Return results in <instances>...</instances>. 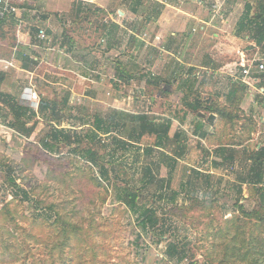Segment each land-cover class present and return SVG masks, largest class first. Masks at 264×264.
I'll return each instance as SVG.
<instances>
[{
	"label": "rangeland",
	"instance_id": "obj_1",
	"mask_svg": "<svg viewBox=\"0 0 264 264\" xmlns=\"http://www.w3.org/2000/svg\"><path fill=\"white\" fill-rule=\"evenodd\" d=\"M254 1L251 0L256 7ZM211 6L215 10L219 9L223 19L229 17L231 22L230 25L222 24L219 14L216 17L218 26L207 32L210 40L216 39L213 37V33H219L218 40L220 42L209 44V47L216 45V48H219L220 57L215 61L219 75L213 77L206 74L205 77H208L209 81L203 89L195 91L196 84L200 81V74L204 72L200 68L204 48L199 45L198 36L194 35L191 40L192 45L189 46H194V51L190 49L189 57H184L181 54V58L192 65L184 66L182 73H195L191 80L194 95L190 94L185 98L179 91L178 82L183 79L174 82L169 95L162 92L164 89L162 86L156 88L146 85L147 72L152 67L155 72H158L163 61L158 62V66L152 64L149 67L147 61L141 58L138 70L144 78L142 77L140 83L135 81L133 84H126L124 81V86L115 92L113 84L112 86L106 85L107 90L104 87L107 79L100 80L97 88L94 84L96 89L91 90L92 97L90 99L88 97H78L81 100L72 98L68 104L70 107L68 115L70 114L72 118L70 120L64 118L61 124L66 128H69L71 124L75 125L76 131L82 135L87 128L80 126L83 123L81 120L91 124L95 112L100 111L105 114L111 109H117L123 113L152 115L156 120L170 119L169 134L171 136L176 131H184L187 134V142L182 148L184 152L180 155H177L178 150L176 153H171L177 164L172 167L171 165L167 166L166 162H161L159 169V177H163L166 183L170 182L173 188H178L184 166L197 167L212 173L211 187H204V192H208L205 198L206 202H201L200 199L205 196H201L203 190L199 189L198 201L188 199L184 202V206L178 210H175L176 207H167V210L176 215L175 226L179 229L176 239L180 243H188L185 246L187 254L184 261L178 263L175 258L165 255V247L172 240L167 237L168 235L164 237L167 239L161 244H155V239L150 234L142 235L140 240L137 239L140 230L135 218L125 207L114 202L113 196L103 184H97L92 180L93 169L79 159L78 151L85 147L83 143L78 149H74L72 144L73 146L62 148L61 154H49L38 145L39 139L46 134L48 126L39 122L28 140L19 138L6 126L4 112L0 110V187H2L0 191V252L5 253V257L0 255V264H23L22 258L25 252L22 249L28 243L35 245V252L38 253L42 264H65V260L70 258L68 263L72 261L71 264H128L129 262L135 264H187L189 261L194 264H218L219 261L223 264H252L253 255L248 259L243 258L246 244L243 238L256 237L257 233L263 236L264 229L245 219L244 225L241 227L243 233L234 239V230L230 228L231 223H226L225 219L230 218L231 213L238 208L234 207L236 200L234 188L237 183L234 180L238 168L248 157V152L264 145V91L259 80L252 82L243 79L241 67L238 64L239 53L243 52L246 61L253 62V75L256 73L255 66L259 63L264 64V43L256 46L248 38V30L243 33V35L246 34L245 37L234 33L238 21L236 18L240 17L244 9L243 0H238L236 6L238 10L232 16H229L227 11L230 9L228 0L221 3L220 8H217L215 3H212ZM35 31L32 32L33 36H36ZM192 34H196V32ZM46 40L48 38L43 41ZM228 48L234 49L232 50L233 54L227 51ZM48 58H51L50 54ZM47 67L50 68L44 63L38 69L40 75H34L31 78L39 100L42 97L61 99L68 92L67 88L62 85L66 86L69 83L73 85L76 79L80 81L79 85L87 83L83 79L79 80L78 76H66L67 72H63L64 75L59 77L62 78L60 83L62 85L53 84L51 72L42 69ZM237 79L240 80L238 91L233 101L227 104L225 96L232 81ZM27 82L29 79L23 74L19 84L20 89ZM209 87H213L212 92L216 93L214 95L216 100L221 105H226L225 107L234 117L232 121L231 119L228 121V119L218 118L212 112L208 113V110L201 109L202 122L207 120L206 117L211 113L215 115V119L213 120L214 127L212 130L210 128L213 136L199 139L191 133L193 125L197 122V114L187 107L186 102H190L195 98V95L203 96L212 93L208 90ZM85 88L89 89L88 86ZM165 96L166 100H164ZM115 98L118 101H115ZM128 134L129 127L123 128L119 135L127 137ZM103 138L106 143L110 144V137L103 136ZM153 140L154 138L151 136L144 137L140 140V144L152 143ZM219 140L224 145H233L235 148L236 160L232 166L213 164L214 161H220L212 154ZM229 142L235 144H229ZM112 146H114L113 143L106 151H100L99 155H102L105 161L109 159L108 151L112 150ZM206 151L210 153L207 154ZM116 156L120 158L121 165L124 168L127 167L129 176L136 180L139 179V174L133 176L134 171L131 168L133 165L134 168L142 167L143 156H138L133 150L124 151L122 149L117 151ZM153 160L158 161V157H153ZM1 165L8 168H2ZM109 165L111 164H107V166ZM115 166L117 168V165ZM9 177L15 179L19 188L24 189L34 203L36 200L39 201L40 209L35 210V214L39 215L37 218L39 220H35L33 215L31 216L32 208L27 205V202L20 201L22 196L19 193L20 190L8 184ZM121 180L124 182L123 179ZM242 189L239 203L247 211L257 210L254 202L249 199L250 195L254 193L253 189L246 185H243ZM150 191L157 193L156 191L159 189L155 186ZM182 198L181 194L178 197L179 203L182 202ZM4 202L8 203L5 210L2 206ZM49 206H53L55 211L64 216L62 224L54 223L53 213L47 210ZM236 215L243 221L244 218L240 214ZM44 219L47 221H43ZM64 224L65 227H63ZM67 224L81 225L79 234H72L68 241H66V231H69ZM89 226V232L85 234V228ZM232 251L234 254H231ZM50 256L54 257L53 263L50 262Z\"/></svg>",
	"mask_w": 264,
	"mask_h": 264
},
{
	"label": "trees",
	"instance_id": "obj_2",
	"mask_svg": "<svg viewBox=\"0 0 264 264\" xmlns=\"http://www.w3.org/2000/svg\"><path fill=\"white\" fill-rule=\"evenodd\" d=\"M243 1L244 9L238 18L234 33L241 37L248 30V38L256 46H259L264 43V0H253L256 3V7L251 0ZM132 2L134 5L138 4L137 0H132ZM136 12L138 13L139 10L136 9ZM245 36L246 34L243 35V37ZM172 64L173 62L170 66ZM22 65L24 68L29 67V65L24 63ZM179 72V69H174L167 77L145 76L146 84L156 88L160 87V82L173 84L182 76ZM1 75L0 72V82L2 80ZM253 76L259 80L264 91V70L254 73ZM115 77L120 81H125L126 84L133 78L130 71L120 65L116 67ZM142 77H139V79L141 80ZM192 78L193 76L188 75L187 80H191ZM136 79L138 78L136 77ZM239 85V79L232 81L231 87L225 96L227 104L233 101ZM184 88L187 89L184 90ZM179 90H181L185 98L190 94L194 95L191 83H181ZM195 91H198V87L197 89L195 88ZM162 92L165 95L170 94V90L167 88L162 89ZM69 96L70 93L66 92L61 99L42 97L40 98L37 110H33L26 104L21 103L14 96L0 91V110L4 112L6 126L19 138L28 140L39 122L48 126L46 134L39 139L38 145L49 154H61L62 148L69 147L72 144L74 145V149H78L83 143L85 147L78 151L79 159L93 169L92 180L97 184H103L106 190L113 196L114 202L125 207L130 215L135 218L140 230L137 239L140 240L142 235L150 234L155 239V244H161L167 237L172 238L171 242L167 243L164 253L170 258H175L178 263H182L187 254L185 246L188 243H180L176 239L179 231L175 226L174 219L176 215L167 210V207H176L175 210H178L181 206H184V202L188 199H191L190 201H198L199 197L197 193L199 189L203 190L201 196H205L203 197L204 199H200L201 202H206L207 199L205 198L208 192H204V187H211L210 179L212 173L197 167L184 166L182 167L180 184L178 188H173L170 182L166 183L163 177H159V169L161 162H166L168 163L167 166L171 165L172 167L177 164L175 157L171 153H176L178 150L177 155H180L184 152L182 148H184V143L187 142V134L184 131H176L171 136L169 134L171 128L170 119L156 120L154 116L144 113L130 114L117 111V109H111L110 112L105 114L100 111L95 112L91 124L80 119L83 122L80 126L87 128L80 135L76 131L77 127L75 125L71 124L69 128L61 126L64 118L67 120L72 118L70 114L68 115V111L70 110L68 105ZM216 99V97H208L203 100L201 95H195V98L190 102H186L187 107L197 114V122L193 125L191 133L199 139H207L213 136V134L211 135L210 128L212 130L214 127L213 122L209 123L207 120H203L204 122H202V115L199 114L201 109L208 110V113L212 112L216 114L218 118L228 119V121H230L229 119L233 120L234 116L225 107L226 105H221ZM127 127H129L128 136H120L119 134H121L123 128ZM103 136L111 138L110 144L106 143ZM150 136L154 138L152 143L140 144L141 139ZM112 143L114 146H112V150L108 151L109 159L105 161L104 157L99 155L100 151H106ZM229 144L235 143L229 142ZM119 149L124 151L133 150L138 156H143L142 167L134 168L133 165V168H131L134 171L133 176H138L139 174V179L136 180L132 176L130 177L127 167L124 168L121 165L120 158L116 156ZM206 152L207 154L210 153ZM156 153L157 155H155ZM248 153V157L243 160V163L238 168L234 180L237 181L234 188L236 194L234 207L238 208L231 213L230 218L225 219L226 223H231L230 228L234 230V239L243 233L241 227L244 225L245 219L256 225H260L264 229V145ZM212 154L220 160L218 162L214 161V165L226 164L232 166V163L236 160V150L233 145H224L220 140L213 149ZM153 157H158V161H154ZM107 164L111 165L107 166ZM115 165H117V168ZM1 166L5 169L8 168L3 165ZM7 181L11 187L15 186L20 190L19 193L22 194L20 201L27 202V205L32 208L31 216L33 215L35 220H39L37 219L39 215L35 214V210L40 209L39 201L36 200L35 204L25 190L19 188L14 178L9 177ZM243 185L250 186L253 189L254 193L250 195L249 199L254 202L257 210L251 209L247 211L239 203ZM155 186L156 188L158 187L159 191L151 193L150 190ZM1 190L2 187H0ZM181 194L183 198L182 202L179 203L178 197ZM158 202H160L159 205ZM7 205V202L3 203V210H5ZM47 208V210L53 213L54 223L60 222L62 224L64 222V216L55 211L53 206ZM236 214H240L244 218L243 221ZM43 221H47V219ZM65 226L64 224L63 227ZM67 226H69V231H66V241L70 240L72 234H79V230H81L80 224H67ZM89 228L90 226L85 228V234H88ZM165 236L167 237L164 238ZM243 241H246L243 258L248 259L249 256L253 255L251 259L252 264H264V233L263 236L257 233L256 237H244ZM22 251L25 252L22 258L23 264H42L38 253L35 252V245L28 243ZM231 254H234V251ZM0 255L5 257V253L0 252ZM50 258V262L53 263L54 257L50 256ZM70 260L71 258L65 260L64 263L67 264ZM71 262L68 264H71ZM128 264L135 263L129 262ZM187 264L194 263L189 261ZM218 264L223 263L219 261Z\"/></svg>",
	"mask_w": 264,
	"mask_h": 264
},
{
	"label": "crops",
	"instance_id": "obj_3",
	"mask_svg": "<svg viewBox=\"0 0 264 264\" xmlns=\"http://www.w3.org/2000/svg\"><path fill=\"white\" fill-rule=\"evenodd\" d=\"M13 1L18 8L16 14L0 21V91L18 100L22 99L25 87L33 88L31 78L40 75L38 69L44 63L50 68L42 69L51 72L53 84L61 83L62 78L59 77L64 75L63 72H67L66 76H78L79 80L87 82L79 85L80 81L76 79L73 85L60 84L70 93L69 104L72 98L90 99L91 90L95 85L97 88L100 80L107 79L108 84L105 82L104 87L113 84L114 91L118 92L125 84L115 77L118 65L130 69L133 78L127 84L140 83L142 75L138 69L141 58L149 67L152 64L158 66V62L163 61L158 72L152 67L147 76L167 77L174 69H179L182 76L177 80L183 81L178 82V86L183 82L192 83V79L187 80V77H194L195 73H182L184 66L192 65L182 59L181 54L189 57L190 49L194 51V46L189 47L194 35L198 36V43L204 48L200 66L204 72L195 87L201 90L209 81L204 73L213 77L219 75L215 64L220 57L219 48L216 45L209 47V44L220 42L219 33H213L216 39L210 40L207 32L218 26L216 17L219 14L222 24L230 25L231 22L229 17L223 19L222 12L211 6L215 3L220 8L225 0H137V5L132 0ZM228 5L230 9L227 11L232 16L238 10V0H228ZM37 28L45 30L48 40L37 37ZM33 30H36V36H33ZM232 50L227 49L230 54H233ZM49 54L51 58H48ZM242 57L245 55L240 52L239 61ZM22 63L29 67L24 68ZM23 74L29 82L20 89ZM173 84L160 82V86L168 90ZM208 90L212 92L213 87ZM215 94L213 91L202 98H214Z\"/></svg>",
	"mask_w": 264,
	"mask_h": 264
},
{
	"label": "built area",
	"instance_id": "obj_4",
	"mask_svg": "<svg viewBox=\"0 0 264 264\" xmlns=\"http://www.w3.org/2000/svg\"><path fill=\"white\" fill-rule=\"evenodd\" d=\"M17 9L18 8L13 0H0V21L14 16L17 12ZM37 37L41 40H45L47 38L46 32L43 28H37ZM239 66L241 67V75L243 79H248L252 82L257 80V78L252 75V61H246L245 57H242L239 61ZM255 68V72L263 71L264 64L259 63L257 66H255ZM21 98L22 99H19L21 103L26 104L33 110H37L40 100L36 91L32 87H25L23 89Z\"/></svg>",
	"mask_w": 264,
	"mask_h": 264
},
{
	"label": "water",
	"instance_id": "obj_5",
	"mask_svg": "<svg viewBox=\"0 0 264 264\" xmlns=\"http://www.w3.org/2000/svg\"><path fill=\"white\" fill-rule=\"evenodd\" d=\"M200 115H203L202 113H199ZM207 121L209 123L213 122V120L215 119V115L214 114H209L207 117H206Z\"/></svg>",
	"mask_w": 264,
	"mask_h": 264
}]
</instances>
